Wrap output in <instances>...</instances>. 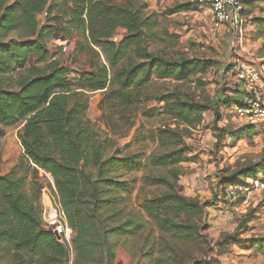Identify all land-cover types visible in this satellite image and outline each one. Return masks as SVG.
Instances as JSON below:
<instances>
[{"label":"trees","instance_id":"trees-1","mask_svg":"<svg viewBox=\"0 0 264 264\" xmlns=\"http://www.w3.org/2000/svg\"><path fill=\"white\" fill-rule=\"evenodd\" d=\"M52 6L57 10L48 17ZM145 7L141 0H0V137L4 127L20 123L17 138L24 157L35 171L51 176L73 234L72 264H112L108 239L133 235L141 227L131 219L106 226L105 221L120 212L117 194L130 189L117 170L139 171L150 165L168 169L176 180L174 167L191 159L185 154L187 146L181 134L169 126L158 129L153 138L162 150L151 153L144 162L135 156L119 157L115 150L109 154L113 138L101 135L85 115L87 92L107 89L102 101L104 123L116 133L140 103L139 87L153 75L186 80L210 65L207 60L167 58L150 52L148 45L156 37L158 17L145 12ZM190 7L177 4L170 13ZM42 12L47 18L40 25L37 16ZM242 12L247 13L245 9ZM71 29L82 31L89 49L98 54L92 50L96 47L106 65L72 78L69 67L56 59L50 61L47 40L55 33L65 36ZM120 29L125 35L115 42L114 34ZM13 32L19 39L6 40ZM26 58L46 62L48 67L39 70L33 64L17 80H6L4 76ZM4 80L7 83L3 84ZM155 100L162 103L168 116L187 126L198 124L202 113L213 106L183 98L177 91ZM117 104L121 109L115 112ZM246 171L242 174L246 178L258 173ZM146 179L168 189L142 207L159 231L189 241L206 237L193 223L204 214L206 204L180 194L175 188L177 180L171 182L165 175ZM222 182L221 191L231 184L228 179ZM40 188H27L23 177L13 170L0 174V264H68L67 245L43 227ZM258 248L264 253V238Z\"/></svg>","mask_w":264,"mask_h":264},{"label":"rangeland","instance_id":"rangeland-1","mask_svg":"<svg viewBox=\"0 0 264 264\" xmlns=\"http://www.w3.org/2000/svg\"><path fill=\"white\" fill-rule=\"evenodd\" d=\"M141 1L146 4L145 12L155 13L158 17L156 37L148 45L150 52L167 58L207 60L210 65L186 80L161 79L153 75L139 87L140 103L116 133L105 125L103 118L102 101L108 90L87 92L85 115L101 135L113 138L109 154L115 150L119 157L135 156L144 162L151 153L162 150L163 146L157 147L153 138L158 129L169 126L181 134L187 146L185 154L191 158L174 167L178 172L177 181L168 169L150 165L139 171L128 172L123 168L116 171L130 189L117 194L120 212L110 216L105 221L106 226L114 227L131 219L140 222L141 227L133 235H116L108 239L112 264H264V253L258 248L259 240L264 238V124L247 123L234 111V99L239 98L238 67H264V21L261 22L264 20V0H244L243 9L247 13L242 12L240 33L229 29L213 30L207 0ZM177 4L191 7L170 13ZM55 10L52 6L48 17ZM46 18L44 12L37 16L40 25ZM58 23L66 26L64 21ZM124 35V30H117L113 40L118 42ZM9 39L19 38L13 32L6 38ZM47 46L52 56L50 61L56 59L69 67L72 78L106 65L96 47L92 50L98 54L89 49L80 30L71 29L65 36L55 33L47 40ZM33 61V58H26L4 77L17 80L33 64L39 70L48 67L46 62ZM175 91L183 98L213 106L202 113L198 124H179L163 111L162 103L155 100L157 96ZM120 109L117 104L115 112ZM148 110H152L151 113H146ZM20 127V123H15L3 129L0 174L13 170L23 177L27 188L41 186L39 200L43 227L59 232L60 240L69 249L68 264H72V230L60 209L51 176L41 170L35 171L24 157L17 138ZM246 170L258 172L255 178L262 187L250 193L246 202L241 199L226 201L221 192L222 180L228 179L231 184L246 182L247 178H253L252 174L247 178L242 176ZM161 175L171 182L176 181L175 188L180 194L206 204L204 214L193 220L200 234L206 237H195L191 241L173 238L159 231L146 216L142 208L146 201L168 191L162 185L150 184L146 178ZM172 216L176 215L173 213Z\"/></svg>","mask_w":264,"mask_h":264},{"label":"built area","instance_id":"built-area-1","mask_svg":"<svg viewBox=\"0 0 264 264\" xmlns=\"http://www.w3.org/2000/svg\"><path fill=\"white\" fill-rule=\"evenodd\" d=\"M211 13L213 30L229 29L234 33L242 30V9L244 0H207ZM238 103L235 104V115L247 123L261 122L264 124V67L239 66ZM262 185L255 177L247 178L246 182L228 184L222 189L226 201L248 200V195L259 190Z\"/></svg>","mask_w":264,"mask_h":264},{"label":"water","instance_id":"water-1","mask_svg":"<svg viewBox=\"0 0 264 264\" xmlns=\"http://www.w3.org/2000/svg\"><path fill=\"white\" fill-rule=\"evenodd\" d=\"M54 234L58 240H60L61 236L57 230H54Z\"/></svg>","mask_w":264,"mask_h":264}]
</instances>
